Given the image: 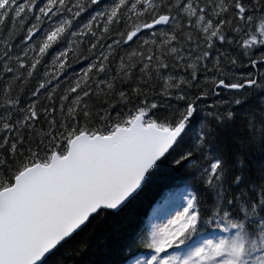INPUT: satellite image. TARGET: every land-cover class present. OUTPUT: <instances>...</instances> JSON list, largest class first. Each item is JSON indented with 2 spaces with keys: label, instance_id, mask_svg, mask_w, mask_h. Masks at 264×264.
<instances>
[{
  "label": "snow or ice",
  "instance_id": "obj_1",
  "mask_svg": "<svg viewBox=\"0 0 264 264\" xmlns=\"http://www.w3.org/2000/svg\"><path fill=\"white\" fill-rule=\"evenodd\" d=\"M260 93L264 0H0V264L132 206L110 264H264Z\"/></svg>",
  "mask_w": 264,
  "mask_h": 264
},
{
  "label": "trees",
  "instance_id": "obj_2",
  "mask_svg": "<svg viewBox=\"0 0 264 264\" xmlns=\"http://www.w3.org/2000/svg\"><path fill=\"white\" fill-rule=\"evenodd\" d=\"M87 15L91 13L86 14V17ZM80 67L76 65L74 70L79 71ZM261 96H264V93L253 95L244 105V109L251 110L258 107ZM244 159L246 166L253 172L264 165V154L255 149L246 153ZM175 175L178 176L179 173ZM162 179H169V174L163 173ZM205 201L207 205H211L210 196H206ZM143 211L142 206H132L119 215H110L98 220L66 245L58 253V259L63 264H110L116 245L139 223Z\"/></svg>",
  "mask_w": 264,
  "mask_h": 264
}]
</instances>
